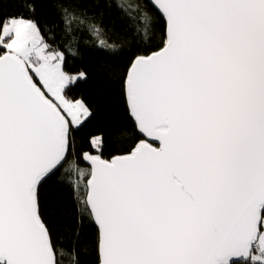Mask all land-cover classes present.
I'll return each instance as SVG.
<instances>
[{
  "label": "snow or ice",
  "instance_id": "snow-or-ice-1",
  "mask_svg": "<svg viewBox=\"0 0 264 264\" xmlns=\"http://www.w3.org/2000/svg\"><path fill=\"white\" fill-rule=\"evenodd\" d=\"M39 2L0 10V264H61L42 189L91 116L66 96L87 74L66 71ZM148 3L162 17L161 46L133 53L123 81L145 139L110 159L84 154L80 214L97 226L95 264H264V0ZM59 6L66 24L103 33L70 0ZM118 7L154 23L146 6Z\"/></svg>",
  "mask_w": 264,
  "mask_h": 264
},
{
  "label": "trees",
  "instance_id": "trees-1",
  "mask_svg": "<svg viewBox=\"0 0 264 264\" xmlns=\"http://www.w3.org/2000/svg\"><path fill=\"white\" fill-rule=\"evenodd\" d=\"M70 2L77 15L86 13L89 17H97L92 22L99 24L103 33L94 36L76 21L66 24L60 0H40L37 4L35 15L44 26L47 42L65 52L66 71L87 74V79L73 85L66 96L72 100L83 99L91 110V116L83 126L73 132V154L42 189V207L53 237L65 253L61 264H74V248L82 264H95L97 227L90 218L82 219L80 214V202L86 199L88 179L87 176L80 178V172L88 168L82 157L91 152L110 159L125 154L142 139L128 113L123 81L133 53L161 46L163 22L148 0ZM119 3L146 6L145 11L154 23L146 26L138 18L133 19L140 14L128 9L130 16L118 7ZM0 10L7 14H27L26 8L21 7V0H3ZM99 40L107 43L101 46ZM94 137L100 138L97 146L92 143Z\"/></svg>",
  "mask_w": 264,
  "mask_h": 264
},
{
  "label": "water",
  "instance_id": "water-1",
  "mask_svg": "<svg viewBox=\"0 0 264 264\" xmlns=\"http://www.w3.org/2000/svg\"><path fill=\"white\" fill-rule=\"evenodd\" d=\"M139 132V131H138ZM140 134V133H139ZM141 135V134H140ZM142 136V139H145V137L143 136V135H141ZM149 142L150 143H152V141L151 140H149ZM154 146H158V144H154ZM88 155H90V156H95V155H100L99 153H91V152H86ZM101 156V155H100ZM102 157V156H101ZM103 158V157H102ZM82 159H83V161H84V163L90 168L91 167V161L90 160H88V159H86L85 158V156L83 155V157H82ZM105 159V158H104ZM86 197H87V195H86ZM97 227V226H96Z\"/></svg>",
  "mask_w": 264,
  "mask_h": 264
},
{
  "label": "rangeland",
  "instance_id": "rangeland-1",
  "mask_svg": "<svg viewBox=\"0 0 264 264\" xmlns=\"http://www.w3.org/2000/svg\"><path fill=\"white\" fill-rule=\"evenodd\" d=\"M89 168V167H88ZM88 168L87 169H83L81 172H80V178L81 179H84L87 175L86 173L88 172ZM90 169V168H89ZM83 173V175L81 174ZM83 181V180H82Z\"/></svg>",
  "mask_w": 264,
  "mask_h": 264
},
{
  "label": "bare ground",
  "instance_id": "bare-ground-1",
  "mask_svg": "<svg viewBox=\"0 0 264 264\" xmlns=\"http://www.w3.org/2000/svg\"><path fill=\"white\" fill-rule=\"evenodd\" d=\"M98 142H101V141H98ZM98 142H97V143H95V145H96V146L98 145Z\"/></svg>",
  "mask_w": 264,
  "mask_h": 264
}]
</instances>
